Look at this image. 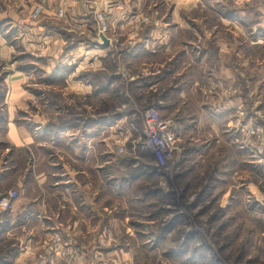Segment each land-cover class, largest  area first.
I'll return each instance as SVG.
<instances>
[{
  "label": "rangeland",
  "instance_id": "rangeland-1",
  "mask_svg": "<svg viewBox=\"0 0 264 264\" xmlns=\"http://www.w3.org/2000/svg\"><path fill=\"white\" fill-rule=\"evenodd\" d=\"M23 1L24 7L15 8L7 5L12 0H0V12L6 9L0 14V118L5 116L6 85L21 79L20 88L31 97L17 110L16 122L31 126L35 121L33 127L47 136L57 135L52 130L59 125L56 131L66 138L73 137L75 126L83 136L85 127L98 123L102 181L108 174L140 176L133 189L100 194L99 203L108 207L98 211L92 247L81 246L72 233L48 232L42 237L44 258L41 251L33 264H264V0H80L87 14L83 17H88L83 35L68 24L75 17L70 11L81 17L76 14L80 9L50 7L49 0ZM36 5L42 12L33 19ZM10 13H18L19 22ZM44 23L57 26L60 36H50ZM151 35L160 38L162 53H157L162 55H132V49L151 46L152 40L144 43ZM96 40L97 47L112 48L96 56L100 66L65 71L71 54L55 65L61 56L53 50L91 49ZM119 51L126 52L125 58ZM155 58L165 62L163 97L144 93L140 84L146 76L139 66ZM170 68L183 71L168 77ZM222 69L236 81L218 75ZM192 80L197 88L203 86L200 92H215L219 97L214 100L232 104V111H220L212 103L219 117L212 120L202 113V99L191 105L184 99L189 94L183 98L170 87L186 89ZM240 96L243 102L234 100ZM160 98L163 107L155 104ZM254 101L256 110H251ZM150 107L176 126L179 137L168 124L183 147L182 157L176 153L172 164L160 162V168L144 144ZM225 124L234 135L221 134ZM3 127L0 121V133ZM15 191L11 202L18 197ZM107 218L116 220L113 232L107 230L112 228L106 226ZM108 234L114 239H105Z\"/></svg>",
  "mask_w": 264,
  "mask_h": 264
},
{
  "label": "crops",
  "instance_id": "crops-1",
  "mask_svg": "<svg viewBox=\"0 0 264 264\" xmlns=\"http://www.w3.org/2000/svg\"><path fill=\"white\" fill-rule=\"evenodd\" d=\"M12 1L14 4H7L9 7L13 6L19 8L26 5L23 0H21V2L19 0L17 2L14 0ZM43 1L45 2L47 0ZM52 1H54V4H52ZM46 3L50 7H66L69 11L71 8L72 11H74V9H80L76 14H82L81 17L76 16L75 13L70 11V14H74L73 17H75L71 18L70 22L66 19L62 21V23L68 21L69 26L75 29V32H78L77 34L83 35L82 33H84L85 30L83 28V26H85L84 22L88 20V17H83L87 16L83 10L85 4H82L80 0H49V2ZM88 7H90V5ZM20 11H23V9L19 10V12ZM5 12L6 9L2 8L0 14ZM3 15L4 14L1 15V18H5ZM19 16L18 13H10L9 18L14 22H19L17 20L21 19ZM31 23L32 22L29 24ZM44 24H46V26L44 25L45 27L50 28L47 30L51 33L50 36H53L55 39L58 38L57 36L59 34L54 30L58 27L53 26L52 23ZM33 28L35 27H31V29ZM67 30L70 29L67 28ZM57 31L63 33L60 29ZM149 40L153 41L150 47L146 44L142 46V49H132L131 54L141 55L160 51V49H158L162 46L160 38L151 35L150 38L147 37L144 43H147ZM96 43L97 40L93 48H85V50L78 47H75L76 49L67 48V50H65L66 48H58L53 50L58 52L61 56V58L56 60L55 65L58 64L62 58H65L64 61H66L68 55L71 54V59L66 61L65 71L69 70L72 66L76 71L87 67L100 66L101 62L96 61V56L97 58L102 57V55L105 56V51L112 50V48L110 45H99V47H97ZM94 48L98 50V52H91ZM53 51H49V54L52 55L51 53ZM158 53L156 56L162 55ZM116 54L122 58L126 56L125 51H119ZM73 56L75 58H73ZM92 56H94L93 59L95 60L88 62V60H86L87 57L90 59ZM139 59H142L141 56H139ZM221 60L223 59L221 58ZM221 60H219L220 64ZM154 61L147 60L142 62L139 66L138 70L142 72L141 74L143 76H146L140 84L143 85L142 90L145 91L144 93L153 92L158 96H162L163 93L161 91L164 89H161L160 85L164 81H162L163 75L161 74V68L165 62L162 63L156 58ZM55 65H50V67L53 69L56 67ZM120 69L123 71L122 77L126 78L127 75L125 74L124 68L122 67ZM181 70L183 71V69ZM181 70L176 68L174 71L170 68L168 72L171 73L168 77H174L175 74L182 73L180 72ZM228 73H230L228 70L222 69L218 75L225 79L236 81L231 75L225 76ZM191 76L189 72L185 76L186 80L190 81ZM20 82H22L21 79H12L10 84L6 85L7 96L5 97L4 107L5 116L0 118V121L4 123L3 131L0 133V189L4 191L17 190L19 193L18 197L11 202L8 208L0 210V246L5 248V250L0 251V264H33L41 251L43 256L45 255L44 245H41L45 238L42 239V237H45V234H48V232L51 233L52 231L61 232L64 235L72 233L78 238L81 246L92 247L93 243H95L97 236L96 232L99 228L97 219L98 211L100 208L106 211V206L108 207V205H101L99 203L100 194L104 193V195H107L108 193L109 195L115 196V193H120L121 189H124L125 186L133 189L134 186H138L136 185V181L138 180L137 178L140 177H134L133 179H128L126 177L117 178L108 174V178L102 181V177L99 173V168L102 166L99 159L100 148L96 138L98 123L92 122L90 126L85 127L86 130L83 136L77 134L78 127L75 126L73 137L66 138L65 135L67 134H65V132L62 133L61 130L56 131L59 125L52 130V133L57 135L47 136L48 133H40L37 130V126L33 127L35 121H33L32 127L18 121L16 122L14 118L17 110L20 107H24L26 104L25 102L28 100L30 101L31 97L30 92H26L20 88V86H22ZM75 83L81 85V89L85 88L88 90L82 82L77 81ZM111 85L112 84H110V87ZM197 85L198 82L192 80V83L190 86H187L186 89L182 87V85L180 87L178 85H171L170 87L177 91L180 90V96L183 98L185 92L186 95L189 94L190 96L184 99L190 104H194L199 101V99H202V113H204L205 116L208 114L212 117V120H219V117H215L217 109L213 110L211 106L212 103L213 107H218L220 111L224 112L233 108L232 104L227 105L225 101L221 102L214 100L213 98L219 97L215 92H208V90L200 92L203 86L197 88ZM203 92L207 95L204 96ZM234 100L243 102L241 96L235 97ZM155 104L159 107L165 105L161 98L157 99ZM254 105L255 101L252 102L251 110L255 109ZM166 120L167 119H165V121ZM168 124L171 128L170 121ZM226 125L227 124H225L226 128L223 127V129H221V134H227V137L234 135L232 132H229L230 129L227 128ZM175 128L172 127L175 134L179 137L180 135L177 134ZM217 147L218 144L216 143L214 148ZM209 151H211V148ZM177 153L182 157V145L179 146ZM110 162L111 161L107 160V163ZM106 183H108V186ZM100 184L102 185L101 188ZM132 192L136 193L139 191ZM111 211L112 210H109L108 213ZM106 221L107 227L112 225V228H108L107 230L113 232L117 227L115 218H107ZM112 237H114L113 234H108L105 239H114ZM95 245H97V243Z\"/></svg>",
  "mask_w": 264,
  "mask_h": 264
},
{
  "label": "built area",
  "instance_id": "built-area-1",
  "mask_svg": "<svg viewBox=\"0 0 264 264\" xmlns=\"http://www.w3.org/2000/svg\"><path fill=\"white\" fill-rule=\"evenodd\" d=\"M41 12L42 6L36 5L32 8L30 17L37 18ZM59 15H62V10L59 11ZM99 18L101 19L100 15ZM178 140V137L169 129L167 121L159 117L157 110L152 107L148 108L145 112L144 144L158 166L161 165L160 162L162 164H172L173 157L179 150ZM16 194L15 190L3 191L0 189V210L7 208ZM42 257L44 258V256Z\"/></svg>",
  "mask_w": 264,
  "mask_h": 264
},
{
  "label": "water",
  "instance_id": "water-1",
  "mask_svg": "<svg viewBox=\"0 0 264 264\" xmlns=\"http://www.w3.org/2000/svg\"><path fill=\"white\" fill-rule=\"evenodd\" d=\"M103 43L108 44L109 40L105 36H101Z\"/></svg>",
  "mask_w": 264,
  "mask_h": 264
},
{
  "label": "trees",
  "instance_id": "trees-1",
  "mask_svg": "<svg viewBox=\"0 0 264 264\" xmlns=\"http://www.w3.org/2000/svg\"><path fill=\"white\" fill-rule=\"evenodd\" d=\"M60 76H61V75H60ZM54 106H56V105H54ZM149 153H150V152L148 151V152H147V156H150ZM151 160L153 161V157H151ZM151 167L153 168V166H151Z\"/></svg>",
  "mask_w": 264,
  "mask_h": 264
}]
</instances>
